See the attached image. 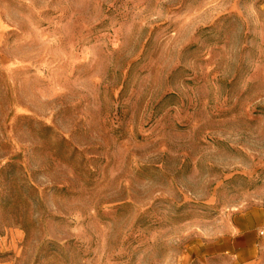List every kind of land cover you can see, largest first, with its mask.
Returning <instances> with one entry per match:
<instances>
[{
	"label": "rangeland",
	"instance_id": "rangeland-1",
	"mask_svg": "<svg viewBox=\"0 0 264 264\" xmlns=\"http://www.w3.org/2000/svg\"><path fill=\"white\" fill-rule=\"evenodd\" d=\"M258 204L264 0H0V264H229Z\"/></svg>",
	"mask_w": 264,
	"mask_h": 264
},
{
	"label": "crops",
	"instance_id": "crops-1",
	"mask_svg": "<svg viewBox=\"0 0 264 264\" xmlns=\"http://www.w3.org/2000/svg\"><path fill=\"white\" fill-rule=\"evenodd\" d=\"M221 237L225 241L214 242V252L217 256L225 255L229 264L230 257L236 264V260L245 254L250 258L239 264H264V205L250 206L240 214L230 215L227 231Z\"/></svg>",
	"mask_w": 264,
	"mask_h": 264
}]
</instances>
